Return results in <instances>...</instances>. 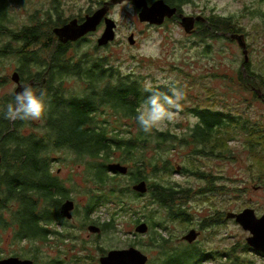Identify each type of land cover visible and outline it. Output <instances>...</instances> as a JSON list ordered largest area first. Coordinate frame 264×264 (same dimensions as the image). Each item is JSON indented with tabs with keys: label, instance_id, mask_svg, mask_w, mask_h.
<instances>
[{
	"label": "rangeland",
	"instance_id": "rangeland-1",
	"mask_svg": "<svg viewBox=\"0 0 264 264\" xmlns=\"http://www.w3.org/2000/svg\"><path fill=\"white\" fill-rule=\"evenodd\" d=\"M11 1L8 3L6 15L8 29L10 32H19L34 24H43L42 32L45 37H50L44 41V51L41 53L42 58L46 60L50 50H55L58 45V41L50 36L52 30L50 26L63 20L81 19L86 15H92L110 0ZM189 2L190 6L183 8L184 12L189 16L193 14L195 19L199 18L195 20L199 24L204 22L208 25V19L213 16L232 18L240 32L239 35L245 36L249 61L253 67L264 73V0H189ZM128 5H132V11ZM139 12L133 2L111 6L108 17L117 24L115 40L104 47L98 46L97 42L105 29V25L102 24L95 33L86 36L78 47L70 48L68 57L74 61L82 56L92 61L104 59L110 67L124 75L134 73L142 81V86L147 81L154 86L165 85L163 81H174L181 87L186 96L182 102V111L174 120L154 129V132L161 131L174 137L181 135L188 137L190 128L198 123L193 114L195 108L210 107L234 113L253 110L255 114L250 117L264 121V105L256 103L251 93L244 90L241 78L244 55L237 42L230 40L233 34L220 33L217 38L211 36L202 38L200 36H204L202 34L205 31L199 24L194 25L189 31L181 23L180 26L173 21H168L162 26L149 25L140 21ZM131 35H134V45L128 42ZM19 44L6 35L0 38V49L6 52L5 57H0V78L7 83L2 86L5 87L2 95L14 93L18 89L11 78L17 67L16 61H19ZM4 47L6 49H3ZM40 48L42 47L33 46L26 52ZM47 49L49 51H45ZM64 87L68 94L73 96L82 95L84 88L80 79L74 76L64 79ZM104 111L106 116L98 117V121L108 122L110 128L120 129L124 136L129 132L132 135L136 133L138 124L135 119L124 117L111 109L105 108ZM42 119L24 128L23 134L38 132L35 127L37 124L40 126L43 124ZM170 144L171 141L165 142L161 150L152 145L147 146L139 155L143 157L142 164L148 165L145 170L147 183L174 185L178 191L183 192L175 200L174 206L183 207L184 215H188L190 222L171 219L167 210L161 208L157 201L149 196V192L135 194L133 184L130 185V180L125 177L118 178L116 182L111 181V188H117L121 184L123 187H130L133 192L127 194L124 191L125 194L122 193L120 198L121 193L110 197L109 187L98 186L88 176L87 166L91 162L90 158L81 160L74 152L60 150L51 154L50 165L57 179L69 192V199L76 204L74 212L76 214L72 222L43 223L49 232L46 240L16 241L13 229H0V259L20 257L33 260L34 264H55L56 262H52L54 259L60 264H100L103 252L107 254L110 250L136 248L148 256V264H164L163 261L167 260L174 250H176L174 258H182L189 248L183 241V236L191 228L197 229L199 225L214 217L212 222H207L208 226L203 227L202 236L195 242L196 244H192V247L209 253L226 251L225 255L232 250L241 253L240 248L243 243L246 244L249 234L235 221L226 220L225 214L241 212L247 208L254 209L258 216L264 214V185L262 189H256L259 184L254 183L250 176L252 171L251 167H247L250 163L247 149H243L239 142L226 143L225 148L228 152L225 160L195 155L191 146L176 144L175 147H171ZM192 152L198 158L199 162L197 160L196 162L202 170L218 176L216 180L219 179L217 182L220 190L217 193L206 190L208 183L204 179L197 178L193 176L194 174L179 173L180 169L185 170L182 168H190L188 161L195 158ZM151 161H155L154 165L150 164ZM159 161L162 163L165 161L164 166ZM142 164L139 167H143ZM124 166L129 169L128 164ZM164 168L173 171L164 175L161 173ZM127 175H130L129 171ZM118 190L125 189L119 187ZM185 190L187 193H184ZM99 191L100 195H103V200H98L90 220L83 222L84 211L90 207L92 198L101 197ZM5 216H8V213H5ZM219 218L224 222L218 220ZM93 220L95 222H92ZM154 220V225L158 224L156 228L151 223ZM7 221L12 222L10 217H7ZM142 222L147 223L149 229L145 234H137L135 228ZM105 223H111V230L108 232L104 230L106 233L103 232L100 236H88L90 234L88 225H96L102 229ZM158 238L167 241L166 247L155 245L154 240ZM214 252L211 253L213 258L205 264L228 263V255L220 257V254ZM246 257L257 260L253 255ZM262 261L258 259V263Z\"/></svg>",
	"mask_w": 264,
	"mask_h": 264
},
{
	"label": "trees",
	"instance_id": "trees-1",
	"mask_svg": "<svg viewBox=\"0 0 264 264\" xmlns=\"http://www.w3.org/2000/svg\"><path fill=\"white\" fill-rule=\"evenodd\" d=\"M167 1L170 5L177 7L184 1L189 2V0ZM11 2V0H0V38L6 35L14 42H20L18 57L23 75L30 76L29 68L32 64L40 68L38 82L42 86L38 88L46 90L47 110L42 119L43 124L41 126L37 124L35 127L38 132L28 135L23 134V130L32 126L35 121H9L0 113L2 158L0 164V229H13L16 240L47 239L49 232L43 223H51L59 218L57 208L60 206L61 198L68 197V192L51 177V154L60 150L74 152L81 160L90 158L92 164L88 163V176L98 186L109 187L110 197L121 193L120 198L125 194L124 191L127 194L133 191L130 187H123L121 184L117 188H111V181L116 182L118 178L125 177L130 180V185L142 181L147 182L145 170L148 165L142 164L143 157L139 155V152L146 150L147 146L152 145L161 150L165 142L171 141V147H175L176 144L191 146L195 155H206L207 158L219 157L226 160L228 152L225 148L226 143L239 142L249 153L250 163L247 167H251L250 176L253 182L259 184L256 189H262L264 185V121L250 117L255 114L253 110L234 113L210 107L195 108L193 114L198 119V123L190 128L188 137L186 135L174 137L161 131L145 134L140 130L139 125L134 135L129 132L124 136L123 131L110 128L108 122L98 121V117L106 116L104 111L106 108L136 120V109L141 106L142 101L148 95L142 91V81L134 73L127 75L120 73L110 67L104 59L92 61L82 56L74 61L68 57L70 48L78 47V44L85 38L73 44L58 43L55 50H50L48 59H43L41 53L44 51V41L50 37H45L42 25L30 26L19 32L11 33L6 24V5ZM232 20L228 17H210L208 25L201 24L205 32L202 34L204 36L200 37L217 38L220 33L239 34ZM50 36H53V33ZM230 40L232 41L231 38ZM31 46L42 48L26 52ZM5 53L4 50L0 51V56H5ZM244 64L245 72L241 69L244 90L251 93L256 103L264 105V73L253 67L251 61ZM48 67L49 75L46 77V83L43 84L42 76ZM69 76L80 79L84 86L82 95L68 94L64 87V79ZM5 84H7L5 81H0V109L12 102L15 95L14 93L2 95L4 88L2 86ZM157 87L163 92H168V87L165 85ZM118 152H121L120 155H116ZM193 152L192 156L195 158L188 161L190 168H182L185 170L180 169L179 173L181 175L194 174L193 176L204 179L208 183L206 190L217 193L220 190L217 182L219 179L216 180L218 176L202 170ZM111 163H119L123 166L128 164L130 175L124 176L119 172L111 171L109 169ZM154 163L155 161L150 162L152 165ZM159 163L162 162L159 161ZM140 164L143 167H139ZM164 164L165 161L162 166ZM172 171L164 168L161 173L165 175ZM119 187L125 190H118ZM148 192L161 208L167 210L171 219L190 222L188 215H184L183 207L174 206L175 200L183 193L178 191L174 185L148 182ZM184 193H187V190ZM100 196L93 197L91 203H98L99 199L103 200V195ZM92 207L91 205L86 209L87 212H90ZM5 213H8V216H5ZM7 217H10L12 222H8ZM214 219L215 217L206 222H212ZM225 219H228L226 214ZM151 223L154 228L158 226V224L154 225L155 220ZM104 226L109 229L111 224L106 223ZM154 242L155 245L161 247H166L165 243H167L166 240L160 238ZM240 250L241 253H235L232 250L226 254L228 255L227 264H264V255L257 254L247 243H243ZM175 251L163 261L164 264H190L191 262L192 264H204L213 258L211 253L214 252L209 253L200 249L198 251V248L192 247L188 248V252L182 258H174ZM214 253L220 254V257L226 256L224 254L226 251ZM246 255H253L257 260L249 259ZM258 259L263 260L262 263H258ZM52 262L60 264L55 260Z\"/></svg>",
	"mask_w": 264,
	"mask_h": 264
},
{
	"label": "water",
	"instance_id": "water-1",
	"mask_svg": "<svg viewBox=\"0 0 264 264\" xmlns=\"http://www.w3.org/2000/svg\"><path fill=\"white\" fill-rule=\"evenodd\" d=\"M125 2H133L135 6L140 10L139 18L141 22H146L149 25L162 26L165 19H172L177 13V8H171L163 1L155 2L151 7H149L146 0H110L105 2L102 8L98 9L92 15L86 16L85 22L83 24H78L77 20L71 21L69 24L62 28L55 29L54 34L58 37L59 41L63 44L74 43L80 39L85 38L89 34L95 33L98 27L104 21L105 29L102 37L98 40L97 44L100 47H104L115 40L117 24L108 17L109 10L111 6L121 5ZM182 26L189 31L190 28L194 26L195 17L187 18L181 15ZM200 20H202L200 18ZM231 39L235 40L239 47L242 49L244 55V63L249 62V54L247 48V42L244 35H232ZM130 45L135 44L134 35L128 38ZM242 64V67L245 64ZM13 80L19 82L18 74L13 75ZM21 88L17 89L19 92ZM16 92V93H17ZM2 158L0 153V164ZM109 169L114 172H119L121 174H126L128 168L121 164L110 165ZM133 190L139 194H146L148 192L147 182L142 181L134 185ZM74 208V203L68 201L62 207V216L72 217L70 211ZM227 218L234 220L245 232L249 234L246 239V243L257 253L264 255V214L258 216L256 211L252 208L244 209L239 213H228ZM149 226L147 223L143 222L135 228L137 234L147 233ZM92 232H100V229L90 228ZM199 233L196 230H191L184 240L189 244L196 241ZM148 256L143 254L140 250L136 248H130L125 250H112L108 252L106 256L100 258V264H147ZM0 264H34L31 260H21L19 258H8L0 260Z\"/></svg>",
	"mask_w": 264,
	"mask_h": 264
},
{
	"label": "clouds",
	"instance_id": "clouds-1",
	"mask_svg": "<svg viewBox=\"0 0 264 264\" xmlns=\"http://www.w3.org/2000/svg\"><path fill=\"white\" fill-rule=\"evenodd\" d=\"M132 11V5H128ZM168 92H163L150 81L143 84L142 91L148 93L141 106L136 109V122L140 130L150 134L161 124L172 121L182 111V102L186 99L183 89L174 81H163ZM21 91L15 93L12 102L0 109V113L9 121H39L47 110L46 90L36 91L30 84H22Z\"/></svg>",
	"mask_w": 264,
	"mask_h": 264
},
{
	"label": "flooded vegetation",
	"instance_id": "flooded-vegetation-1",
	"mask_svg": "<svg viewBox=\"0 0 264 264\" xmlns=\"http://www.w3.org/2000/svg\"><path fill=\"white\" fill-rule=\"evenodd\" d=\"M147 1V3H148V5H149V7H151L155 2H157V1H163L165 4H167L168 6H170L171 8H177L178 9V13L172 18V19H168V18H166L165 19V22H164V24L166 23V22H168V21H173V22H177L180 26H181V21H182V18H181V15L182 16H184V17H195V16H193V14H192V16H189V15H186L185 14V12H184V9L183 8H185L186 6H190V2H186V1H184L182 4H180V6H175V5H170V3L168 2H166V0H146ZM7 10H8V4L6 5V12H7ZM110 11V10H109ZM86 16H88V15H86ZM86 16L84 17V18H81V19H77V18H74V19H72V20H69V21H61V22H59V23H57V24H53V26H50V29H52L51 30V33H53V39H55V40H57L58 41V43H61L60 41H59V39H58V37L54 34V30L55 29H59V28H62V27H64L65 25H67V24H69L71 21H74V20H77L78 21V24H83L84 22H85V19H86ZM206 22V21H205ZM204 23V22H203ZM203 23H198L197 21H195V24L194 25H197V24H199V26H201V24H203ZM102 24H104V21L101 23V25ZM40 25H42L41 26V28L43 29V24H40ZM100 25V26H101ZM34 26H36V24H34ZM99 26V27H100ZM98 27V28H99ZM11 33H14V32H11ZM11 38V37H10ZM12 39V38H11ZM15 43H20V42H15ZM75 43V42H74ZM73 44V43H72ZM32 47V46H31ZM30 47V48H31ZM29 48V49H30ZM3 49H5V47L3 48ZM28 49V50H29ZM0 51H2V49H0ZM31 51H33V50H31ZM30 52V51H29ZM1 58H3V57H5V56H0ZM50 64V63H49ZM16 65H17V67L15 68V72L12 74V77H13V75L14 74H18V77H19V82L17 83V82H15L14 80H13V78H11V80L18 86V88L22 85V84H30L32 87H33V89L34 90H36V91H39V88L42 86L41 85V83H39L38 82V75L40 74V68H38V65H35V64H32L31 66H30V68H29V73H30V76H25V75H23V72L21 71V69H20V62L19 61H16ZM48 72H49V67L47 68V71H46V73H44V75L42 76V78H43V84H45L46 83V77L49 75L48 74ZM1 80H3V79H1L0 78V81ZM39 87V88H38ZM5 88V87H4ZM3 88V89H4ZM21 88V87H20ZM21 90H22V88H21ZM20 90V91H21ZM17 92V90H15V92H14V94ZM11 94H13V93H11ZM128 168V167H127ZM128 171H129V169H128ZM128 171H127V173L125 174V175H127L128 174ZM180 171V170H179ZM58 174L60 173V170H58V172H57ZM51 177H52V179H54V180H56L57 181V183L65 190V188H64V186H63V183L62 182H60L58 179H57V175H55L54 173H53V171H52V168H51ZM134 185H136V184H133L132 185V189H133V187H134ZM147 185H148V183H147ZM66 191V190H65ZM134 191V190H133ZM68 192V191H67ZM135 192V191H134ZM68 197H63V198H61V203H60V206H58V208H57V213H58V215H59V218L58 219H56V220H53V221H51V223L50 224H53V222H72V220H73V216H74V214H76V213H74V212H76L75 210H76V204H75V202L73 201V200H71V199H69V192H68ZM68 201H72L73 203H74V208H73V210L72 211H70V213H71V215H72V217H70V218H68V217H64V216H62V207H63V205L65 204V203H67ZM91 205L93 206L92 207V210L90 211V212H87V210H85L84 211V216H83V222H88L90 219V216L91 215H93V210H94V207L95 206H97V203H91ZM90 205V206H91ZM56 209V208H55ZM88 209V208H87ZM226 216H227V213H226ZM212 219V218H211ZM210 219V220H211ZM218 220H220L221 222H224L223 221V219H218ZM228 220V219H227ZM209 221V220H208ZM92 222H95V220H93ZM49 223H46V224H49ZM143 223V222H142ZM94 224V223H93ZM106 224V223H105ZM111 224V223H110ZM205 224H207V222L205 221L204 223H202L201 225H199L198 227H197V229L196 228H191L190 230H189V232L191 231V230H196L198 233H199V236H198V239L202 236V233H203V230H204V226H208V225H205ZM18 225V227L20 228V225L19 224H17ZM103 225V224H102ZM112 227V225L110 226V227H108L109 229H106L105 228V226L103 225L102 226V229L100 228V227H98V226H96V225H88L87 226V229H88V231H89V237L90 236H92V235H98V236H100V234L101 233H103L104 232V230H106V232H108L109 230H111L110 228ZM90 228H97V229H100V232L98 233V232H92L91 230H90ZM15 232V231H14ZM106 232H104L103 234H105ZM188 232V233H189ZM187 233V234H188ZM186 234V235H187ZM185 235V236H186ZM183 238H184V236H183ZM14 240H16L15 238H14ZM24 240H33V239H29V238H24ZM17 241V240H16ZM183 241L184 242H186L184 239H183ZM198 241V240H197ZM188 245H189V248H191L192 247V244H194V243H192V244H189L188 242H186ZM196 244V243H195ZM110 251H112V250H110ZM109 251V252H110ZM104 254H106V252H103V254H102V256L101 257H103V256H106V255H104ZM100 257V258H101ZM8 258H11V257H7V258H1L0 260H4V259H8ZM13 258H19V259H21L20 257H13ZM21 260H30V259H21ZM55 261H58L57 259H54ZM54 260H52V261H54ZM31 261H33V260H31ZM34 262V261H33ZM59 262V261H58ZM207 262V261H206ZM206 262H204V264L206 263ZM148 264V263H147Z\"/></svg>",
	"mask_w": 264,
	"mask_h": 264
},
{
	"label": "bare ground",
	"instance_id": "bare-ground-1",
	"mask_svg": "<svg viewBox=\"0 0 264 264\" xmlns=\"http://www.w3.org/2000/svg\"><path fill=\"white\" fill-rule=\"evenodd\" d=\"M198 236H199V235H198ZM197 240H198V237H197L196 241H197ZM196 241H195V242H196Z\"/></svg>",
	"mask_w": 264,
	"mask_h": 264
}]
</instances>
